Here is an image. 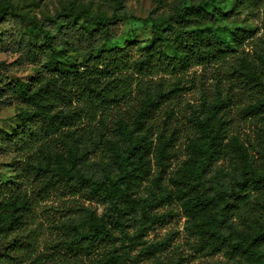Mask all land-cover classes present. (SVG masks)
I'll use <instances>...</instances> for the list:
<instances>
[{
    "label": "trees",
    "instance_id": "16d2710c",
    "mask_svg": "<svg viewBox=\"0 0 264 264\" xmlns=\"http://www.w3.org/2000/svg\"><path fill=\"white\" fill-rule=\"evenodd\" d=\"M90 1L97 6L99 15L59 14L12 39L8 49L20 52L17 63L23 57L40 62L47 59L28 83L7 81L0 87V111L13 104L31 107L20 127L12 132L0 129V157L21 164L17 156L36 149L32 157L22 161L25 168L17 173L15 181H0V236H9L25 224L31 210L25 177L32 175L40 179L45 189L62 186L103 208L102 215L90 205L64 208L63 245L69 251L84 254L95 252L111 238L104 229L103 216L119 217L134 203L130 215L139 222L137 235H143L158 221L151 211L163 205L166 198L133 196L150 169L148 154L153 138L150 120L171 91L166 92L160 86L155 90L139 87L138 106L129 120L117 117L112 121L111 131L102 124L104 130L95 133L87 130L85 136L75 129L61 133L62 128L75 127L79 122V110L69 106L79 94L89 99L91 106L118 103L125 94L123 80L110 76L128 68L142 73L159 64L173 70L219 58L225 50L223 45L193 29L201 24H214L217 17L226 16L221 11L209 10L219 0H189L186 5L177 0H150L155 5L146 17L151 24V43L143 47H118L110 45L120 37L126 23L141 20L137 16L138 0ZM0 17L18 26L22 23L20 17L5 10ZM8 36L0 35V51L4 50L2 44L7 43ZM163 48L170 49L172 54ZM69 53L88 56L92 67H69L56 61L57 55ZM258 59L264 65V53ZM242 63L247 65L245 60ZM12 66L0 67L4 71L1 76L13 70ZM99 76L105 80L102 82ZM255 80L261 95L243 111L258 121L262 150L257 151V157L237 138H229V152L224 156L229 158L231 167L211 171L220 155V142L229 136L226 120L218 113L232 102L228 94H221L215 87L208 106L211 118L215 119L214 126L209 125L208 118L197 119L208 129L204 141L194 148L199 168L173 184L184 211L191 216L203 215L195 229L209 253L248 254L249 264H264V211H256L253 204L250 207L256 201L264 202V82L260 78ZM205 104L203 101L199 106L200 112ZM157 137L163 140L165 154L175 133L166 134L162 128ZM100 149L106 155L99 157ZM86 222L89 228L84 233ZM0 263L3 264L1 257ZM105 264L121 261L113 255Z\"/></svg>",
    "mask_w": 264,
    "mask_h": 264
},
{
    "label": "rangeland",
    "instance_id": "374dc122",
    "mask_svg": "<svg viewBox=\"0 0 264 264\" xmlns=\"http://www.w3.org/2000/svg\"><path fill=\"white\" fill-rule=\"evenodd\" d=\"M177 1L186 5L189 0ZM136 3L137 16L141 20L126 23L120 37L110 46L143 47L151 43V24L146 17L155 5L150 0H138ZM4 10L20 17L22 23L18 26L0 17V35H9L7 43L2 44L4 50L0 51V67L14 65L11 68L13 70L3 76L0 74V87L7 81L28 83L37 75L38 69L45 65L47 57L42 62L32 57H23L17 63L20 52L8 49V46L12 39L18 38V34L59 14H100L90 0H0V16ZM209 10L215 13L221 11L226 16L217 17L214 24H201L193 30L223 45L225 50L219 58L206 64H191L173 70L164 69L159 64H153L150 70L142 73L128 68L110 76L123 80L121 86L124 85L125 94L118 103L106 107L91 106L89 99L79 94V98L75 97L71 105H67L79 110V122L75 127L62 128L61 133L75 129L85 136L87 130L93 133L104 130L102 124H106L107 130L111 131L112 121L117 117L129 120L138 106L139 87L155 90L160 86L166 92L171 91L166 102L150 120L153 132L148 154L150 169L133 196L136 199L165 197L166 202L151 211V215L157 216L158 221L146 229L143 235H137L139 222L134 215H130L134 203L130 204L119 217L103 216L104 229L111 238L103 242L95 252L84 254L69 251L63 245L65 237L61 230L64 208L75 204L90 205L98 215L103 214V208L62 186L45 189L40 179L26 176L25 188L31 210L19 230L6 237L0 236L3 264H105L113 255L119 258L121 264H249L248 254L213 255L202 246L195 226L202 221L203 215L191 216L184 211L176 199L177 190L173 184L176 179L186 178L190 172L199 168L194 148L204 141L208 129L197 119L203 121L208 118L209 125L214 126L215 119L211 118L208 106L211 105L215 87H218L221 94H228L232 102L218 113L226 120L229 136L220 142V155L211 171L231 167L229 158L224 156V153L229 152V138L235 137L250 147L249 151L255 157L257 151L262 150L257 135L258 121L243 109L261 95L255 86V79L260 78L264 82V65L258 59V55L264 53V0H219ZM78 21L82 22L83 18L79 17ZM163 51L172 54L168 48H163ZM244 60L247 62L245 66L242 63ZM56 61L69 67H92L88 56L80 53L59 54ZM3 72L1 69L0 73ZM99 79L102 82L105 80L103 76H99ZM203 101L206 104L200 112L199 106ZM30 111L29 105L13 104L5 108L0 111V129L12 132L21 126ZM162 128H165L166 134L175 133V139L165 149V154L163 140L157 137ZM35 152L36 149H33L18 155L21 164L9 157H0V181H15L17 173L25 168L22 161L32 157ZM97 155L102 157L106 152L100 149ZM252 204L256 211H264V202L256 201L250 207ZM88 228L89 223L86 222L82 231L86 233Z\"/></svg>",
    "mask_w": 264,
    "mask_h": 264
}]
</instances>
